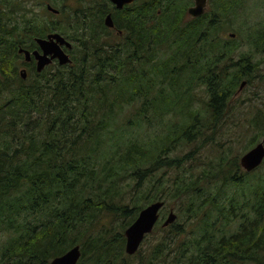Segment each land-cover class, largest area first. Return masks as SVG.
Wrapping results in <instances>:
<instances>
[{"label":"trees","instance_id":"trees-1","mask_svg":"<svg viewBox=\"0 0 264 264\" xmlns=\"http://www.w3.org/2000/svg\"><path fill=\"white\" fill-rule=\"evenodd\" d=\"M238 2L183 23L177 0H145L113 12L121 35L77 8L50 25L71 62L26 81L12 71L16 34L46 28L3 18L0 264H49L75 245L77 264H264V161L245 172L226 153L236 93L258 70L222 38ZM262 116L252 129L264 132ZM154 202L159 220L128 256L124 231Z\"/></svg>","mask_w":264,"mask_h":264},{"label":"flooded vegetation","instance_id":"flooded-vegetation-1","mask_svg":"<svg viewBox=\"0 0 264 264\" xmlns=\"http://www.w3.org/2000/svg\"><path fill=\"white\" fill-rule=\"evenodd\" d=\"M119 1L122 0H118V2ZM177 1L180 2V4L177 7V11H175L174 13L179 14V11L181 12L183 23H188L189 21H192V19L199 18L202 16L206 17L209 14L208 12H210L209 10L207 11V7H209L210 4L217 3L216 0H206V4L203 8L202 14L197 17H194L189 13V9L195 6V0H177ZM106 2L108 5L106 4ZM142 2H145V0H128V2H123L120 5V7H117L116 3L112 2L111 0H106V1L105 0H43L42 2L39 3V9L41 10V13H39L33 10V8L30 9V5L21 0H0V23H3L4 17L6 16L9 17L8 14L11 12V15H14V18L16 19V26L19 25L21 21L27 19L33 25L37 20L39 26H43L42 28L47 29V30L45 29L43 35L35 34L33 31H28L23 33V35L27 39L26 42H23L21 37H19V35L16 34V43L13 49L14 53H16V57L14 58V60H12V63L14 64V67L12 69L13 75L14 74L16 75L15 78H18L22 81H26L34 73H42L54 65H59L58 61L54 59L49 65L45 66L41 71L38 72L36 70L37 61L33 56V53L38 52L40 55L42 54L39 45L36 43V39L43 40L52 34L61 35V33L57 32L56 30H52V27L50 25L66 23V20L68 18H70L71 16L73 17L74 11L77 8L79 9L92 8V7L97 8L95 16L101 19L105 27L121 35V32H117L114 28L115 20H114L113 12L122 11L125 8L134 6L136 4H140ZM219 4L220 3H217L215 5V8L213 9L214 11L221 10L218 9ZM9 8H10L9 13L6 15L4 12ZM99 9H101V15H99L98 13ZM81 14L83 15V13ZM107 21L110 22L111 26L106 25ZM224 21L225 19H222L223 23ZM230 37L233 38L234 35L231 34ZM13 75L10 74L7 78H10L12 84H15L16 80H13L12 78ZM1 78H3V73L0 69V79Z\"/></svg>","mask_w":264,"mask_h":264},{"label":"rangeland","instance_id":"rangeland-1","mask_svg":"<svg viewBox=\"0 0 264 264\" xmlns=\"http://www.w3.org/2000/svg\"><path fill=\"white\" fill-rule=\"evenodd\" d=\"M21 1L28 3L30 9L33 8V10L41 13L39 3L43 0ZM224 1L225 0H216L217 3H222ZM232 8L231 14L226 17L224 21V33L222 34V38L235 40V45L242 46L237 50L234 56L235 58H237V53H247L252 57L254 63L257 64L258 67V70L253 75L254 80L250 84L245 83L242 89L239 91L237 90L238 92L236 91L237 93L235 96L236 108L233 112V114H235L233 117L238 118L242 116L237 128L240 135L232 137V139H239V141L236 145H233L232 140L229 141L226 153L231 150L236 155L241 154L239 156L240 159L245 152L249 151L256 144L262 142L264 145V132L252 129L251 127V119L260 108H262L263 112L261 119L264 120V82H260V80L264 79V51L254 46V42L259 39L260 36L264 35V0H239L237 5ZM213 9L214 4H210L209 7H207V11H212ZM9 10L10 8L5 10L4 13L7 15ZM12 16L14 17V15H11V17ZM61 30L70 34L66 26H62ZM231 34L234 35L233 38L230 37ZM20 37L23 42H26L27 39L23 34H20ZM103 37L104 36L100 39L102 40ZM261 127H264V124H258V128ZM252 137L256 138L255 144L249 146L248 143ZM262 166L264 168V164ZM150 240L151 239L148 241Z\"/></svg>","mask_w":264,"mask_h":264},{"label":"water","instance_id":"water-1","mask_svg":"<svg viewBox=\"0 0 264 264\" xmlns=\"http://www.w3.org/2000/svg\"><path fill=\"white\" fill-rule=\"evenodd\" d=\"M111 1L116 3L117 7H120L123 2H128V0H122L119 2L118 0ZM205 4L206 0H195V6L189 9V13L194 17L201 15ZM108 22L109 21H107L106 25L111 26L110 22ZM36 43L42 51L41 55L38 52L33 53V56L37 61L36 70L38 72L45 66L49 65L54 59L58 61L59 65H66L71 62L66 50H70L72 45L61 35L52 34L43 40L36 39ZM263 160L264 145L260 142L241 156L239 164L245 172H251L258 168ZM162 207L163 202L149 204L139 212L134 222L126 228L124 231V251L128 256L134 255L140 248L144 238L153 231V228L159 220V212ZM175 218L176 216L174 212L170 210L161 226H168L174 222ZM80 257V247L75 245L61 256L51 260L49 264H77Z\"/></svg>","mask_w":264,"mask_h":264},{"label":"bare ground","instance_id":"bare-ground-1","mask_svg":"<svg viewBox=\"0 0 264 264\" xmlns=\"http://www.w3.org/2000/svg\"><path fill=\"white\" fill-rule=\"evenodd\" d=\"M245 83H246L245 81L242 82L243 85L241 84L239 90L242 89V87L245 85Z\"/></svg>","mask_w":264,"mask_h":264}]
</instances>
